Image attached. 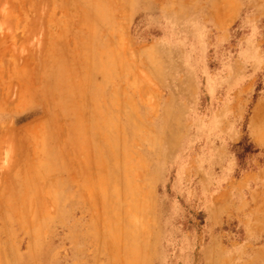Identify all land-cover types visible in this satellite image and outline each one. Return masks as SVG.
Wrapping results in <instances>:
<instances>
[{"label": "rangeland", "instance_id": "1", "mask_svg": "<svg viewBox=\"0 0 264 264\" xmlns=\"http://www.w3.org/2000/svg\"><path fill=\"white\" fill-rule=\"evenodd\" d=\"M57 1L63 30L92 27L85 17L105 9L99 0ZM105 2L131 23L135 39L170 45L145 61L158 66L149 109L158 129L143 133L136 149L142 163L127 185L126 229L110 235L105 261L89 264H145L149 251L148 264H264V0ZM20 3L0 0V55L19 65ZM21 103V80H0V113L21 111ZM6 159L0 264H54L53 213L29 202L37 165L23 162L20 146ZM40 176L53 173L43 166Z\"/></svg>", "mask_w": 264, "mask_h": 264}, {"label": "crops", "instance_id": "2", "mask_svg": "<svg viewBox=\"0 0 264 264\" xmlns=\"http://www.w3.org/2000/svg\"><path fill=\"white\" fill-rule=\"evenodd\" d=\"M105 1L97 3L105 9L85 17L92 27L63 30L57 0H21V64L0 55V80L22 84L21 111L0 113V161L6 156L8 163L20 146L23 162L37 165L38 189L29 202L38 213H53L54 264L106 260L110 235L126 229L127 185L142 163L140 137L158 129L149 110L158 66L145 61L170 42L135 39L131 23ZM170 67L161 66L166 83ZM43 166L51 179L41 178ZM22 200L28 201L26 191ZM151 253L141 261L148 264Z\"/></svg>", "mask_w": 264, "mask_h": 264}, {"label": "trees", "instance_id": "3", "mask_svg": "<svg viewBox=\"0 0 264 264\" xmlns=\"http://www.w3.org/2000/svg\"><path fill=\"white\" fill-rule=\"evenodd\" d=\"M240 146V145H239Z\"/></svg>", "mask_w": 264, "mask_h": 264}]
</instances>
